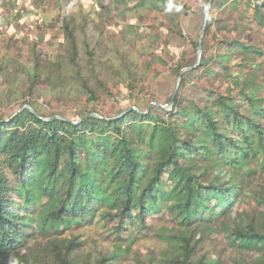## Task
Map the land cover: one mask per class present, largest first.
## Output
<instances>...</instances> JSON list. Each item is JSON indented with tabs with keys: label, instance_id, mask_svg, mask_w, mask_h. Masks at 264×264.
<instances>
[{
	"label": "trees",
	"instance_id": "1",
	"mask_svg": "<svg viewBox=\"0 0 264 264\" xmlns=\"http://www.w3.org/2000/svg\"><path fill=\"white\" fill-rule=\"evenodd\" d=\"M111 1L117 10H132V0ZM228 3L234 9L240 4L213 0L211 9L225 12ZM143 7L173 20L188 2L136 0L135 9ZM244 7L241 15L250 9L264 32V0H246ZM230 18L209 17L206 32L215 23L222 50L208 56L204 39L201 62L182 73L171 109L129 107L122 116L88 111L78 122L36 109L39 84L47 94L60 91L66 104L83 96L89 104L99 94L112 97L102 77L110 69L131 80L129 90L143 89L144 74L131 52L132 25L120 31L130 39L117 34L109 53H97L105 49L102 31L92 34L89 14L64 11L62 52L54 60L41 62L37 43L27 61L0 55V88L9 86V104L22 100L20 112L0 117V264H117L133 252L130 222L144 229L161 213L170 225L154 233L162 244L159 255L149 251L141 261L135 250L137 264H221L197 253L218 232L239 253L230 264H264V45L243 35L251 28L244 19L231 26ZM186 55L171 58L177 76L194 66ZM200 73L226 88L200 87L204 97L181 101V91ZM15 84L23 87L13 89ZM242 196L254 198L258 209L242 207L248 203ZM114 219L118 224L107 234L116 236L113 249L88 246L86 229L105 228Z\"/></svg>",
	"mask_w": 264,
	"mask_h": 264
},
{
	"label": "rangeland",
	"instance_id": "2",
	"mask_svg": "<svg viewBox=\"0 0 264 264\" xmlns=\"http://www.w3.org/2000/svg\"><path fill=\"white\" fill-rule=\"evenodd\" d=\"M181 1L188 2V7L176 12L173 20H169L163 13L151 7L136 10V0L129 2L132 10L124 12L110 6L113 5L111 0H0V55L15 57L19 61H27L28 57H31L33 44L37 43L40 61L54 60L62 52L61 44L64 41V34L61 18L64 11H68L70 15L80 11L89 14L91 21L96 26V30L92 34L100 35L102 31L101 38L105 49L98 47L97 53L106 52V50L109 53L113 38L117 34L122 36L120 31L125 26L132 25L130 30L135 31L136 34L132 35L131 52L138 58L141 65L140 73L144 74L139 82L143 85V89L129 90L131 80L127 76L116 75L113 69H110L107 73L103 72V76L100 75L105 79L108 87L112 89V97L106 98L99 94L97 101L89 104L86 102V97L83 96L80 100L74 99L71 104H66L60 91L47 94L46 85L39 84L37 96L33 98L36 102V109L43 116H51L56 113L63 114L68 119L79 121L80 117L88 111L113 116L124 113L129 107L146 109L147 106L155 103L152 102L153 100L157 101L158 104L165 105L172 98L179 77L170 70L172 56L177 55L180 58L186 52V58L190 61V65L196 66L198 63V43L202 35L210 0ZM238 1L240 4L236 9L231 8L228 3L225 12L215 6L211 9L209 17L218 19L223 15H231L232 18L229 19V21L233 20L229 23L231 26L237 20L242 21L244 19L243 22L251 28H247L243 35L250 34L254 37L253 39L260 40L264 45V32L254 23L252 11L246 10L245 14L241 15L245 10L246 0ZM103 5L112 7V9L106 10ZM214 24L209 32H205L202 40L203 44L204 39H206L208 56L217 53L223 47V37L217 33V26ZM123 36H126L127 39L131 38L130 34ZM157 57H163L170 62L169 65L167 67L161 65ZM148 64L151 66L149 70L147 69ZM214 64L215 62L211 66ZM196 77L195 79L192 78L193 83L181 91V101L184 99L193 100L198 96L204 97L205 93L201 91L200 87L226 88L225 82L214 80L213 77L203 73ZM17 87L22 88L23 85H13V89ZM8 89L9 86L6 84L0 88V117L17 113L21 109L19 107L22 102L21 99L18 102L8 103ZM137 95L140 96V100L135 98ZM261 95L264 96V90ZM166 109H171V107H166ZM260 181L262 182L263 179ZM253 189L257 191L254 186ZM241 198L248 201L242 207L258 209L254 198L248 199L247 196ZM234 209H237V205ZM117 219L109 221L105 228L89 226L85 231L88 246L94 248L97 245L101 249L104 245L107 247V251H111L116 236L114 232L110 235L107 234L111 232L113 227L117 226ZM130 224L132 225L131 234L136 237L133 252L131 256H126V259L117 264H137L135 250L140 252L139 259L141 261L146 260L149 251H155L154 254L158 256L162 244H159L154 233L162 225H170L165 220V214L161 213L149 218L147 227L144 229H141L139 225L133 226L132 222ZM122 235L129 236L124 232ZM204 252L213 260L220 258L221 264H230L231 259L239 255L237 249L228 242L224 232L206 237L197 249L199 254ZM247 256L250 257V254Z\"/></svg>",
	"mask_w": 264,
	"mask_h": 264
},
{
	"label": "water",
	"instance_id": "3",
	"mask_svg": "<svg viewBox=\"0 0 264 264\" xmlns=\"http://www.w3.org/2000/svg\"><path fill=\"white\" fill-rule=\"evenodd\" d=\"M212 1L213 0H210L209 1V4H208V9H207V12H206V16H205V20H204V25H203V31H202V35H201V37H200V40H199V43H198V63H197V65L196 66H193V67H197L199 64H200V62H201V59H202V55H203V50H202V40H203V37H204V34H205V32H206V26H207V24H208V20H209V16H210V12H211V7H212ZM192 69V67H186V68H183L182 70H181V73H180V75H179V77H178V80H177V85H176V88H175V91H174V93H173V96H172V98H171V100L167 103V104H165V105H161V104H158V103H152V104H155V105H158V106H160V107H162V108H170L172 105H173V103H174V100H175V97H176V94H177V92H178V90H179V88H180V85H181V82H182V73L184 72V71H188V70H191ZM24 107H29V106H24ZM23 107V108H24ZM132 108H135V109H137L138 110V108H136V107H132ZM32 109V108H31ZM22 110V108L19 110V111H17V113L18 112H20ZM33 110V109H32ZM34 111V110H33ZM16 113V114H17ZM125 113V112H124ZM124 113H122L120 116H122V115H124ZM120 116H118V117H120ZM51 119H53V118H51ZM50 118H46V120H51ZM81 120V119H80ZM79 120V121H80ZM78 122V121H77Z\"/></svg>",
	"mask_w": 264,
	"mask_h": 264
}]
</instances>
